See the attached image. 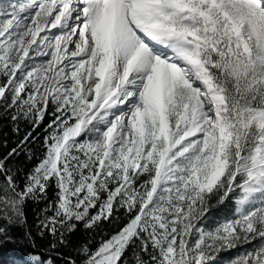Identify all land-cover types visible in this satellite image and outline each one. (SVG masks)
Wrapping results in <instances>:
<instances>
[{
  "label": "snow or ice",
  "instance_id": "snow-or-ice-1",
  "mask_svg": "<svg viewBox=\"0 0 264 264\" xmlns=\"http://www.w3.org/2000/svg\"><path fill=\"white\" fill-rule=\"evenodd\" d=\"M50 106L27 173L10 160L31 133L0 155V244L46 199L61 243L112 226L79 264H264V0L0 4V109L35 128Z\"/></svg>",
  "mask_w": 264,
  "mask_h": 264
},
{
  "label": "trees",
  "instance_id": "trees-1",
  "mask_svg": "<svg viewBox=\"0 0 264 264\" xmlns=\"http://www.w3.org/2000/svg\"><path fill=\"white\" fill-rule=\"evenodd\" d=\"M53 111V107L50 106L40 125L33 128L29 120L20 118L17 122H13L11 112L5 113L3 109H0V155H6L11 148L16 147L26 135L31 133L29 141L21 147L18 155L10 160V163L20 169V175L27 173L37 162L36 156L42 153L46 126L55 118L52 115ZM32 153H35V155L29 160L28 157ZM53 195L54 191L50 189L48 199H51ZM211 203L213 207H211L210 213L214 220L235 214L234 200L227 205H218L215 200ZM46 205V199L26 201L24 205L26 224L13 230L15 242L0 244V264H31L27 258L33 252H39L45 258L51 256L53 264H66L68 259H74L79 264L81 257L78 249L85 244L95 247L101 230L104 234L112 230V226L106 222L95 229L85 228L84 222H74L76 224L75 229L65 233L64 239L66 242L61 243L59 233L53 236L47 231L41 233L37 228L40 214ZM25 232L31 233L28 240L23 239ZM53 243L56 244L55 249L51 248ZM255 243L257 241H253V244ZM250 247L251 245H244L242 248L222 252L219 254V259L223 261L231 260L239 252Z\"/></svg>",
  "mask_w": 264,
  "mask_h": 264
},
{
  "label": "rangeland",
  "instance_id": "rangeland-1",
  "mask_svg": "<svg viewBox=\"0 0 264 264\" xmlns=\"http://www.w3.org/2000/svg\"><path fill=\"white\" fill-rule=\"evenodd\" d=\"M8 2H19V0H0V4L8 3ZM27 260H28L29 263H31L29 257L27 258Z\"/></svg>",
  "mask_w": 264,
  "mask_h": 264
}]
</instances>
